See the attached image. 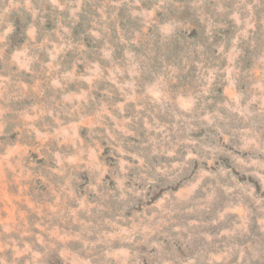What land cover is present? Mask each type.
<instances>
[{
	"label": "clouds",
	"instance_id": "9594fccd",
	"mask_svg": "<svg viewBox=\"0 0 264 264\" xmlns=\"http://www.w3.org/2000/svg\"><path fill=\"white\" fill-rule=\"evenodd\" d=\"M0 264H264V0H0Z\"/></svg>",
	"mask_w": 264,
	"mask_h": 264
}]
</instances>
